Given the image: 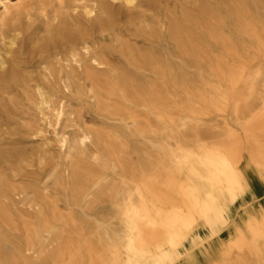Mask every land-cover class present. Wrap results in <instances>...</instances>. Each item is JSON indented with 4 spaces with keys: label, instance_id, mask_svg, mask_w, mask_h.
<instances>
[{
    "label": "bare ground",
    "instance_id": "6f19581e",
    "mask_svg": "<svg viewBox=\"0 0 264 264\" xmlns=\"http://www.w3.org/2000/svg\"><path fill=\"white\" fill-rule=\"evenodd\" d=\"M239 51L264 57V0H0V264H264Z\"/></svg>",
    "mask_w": 264,
    "mask_h": 264
},
{
    "label": "rangeland",
    "instance_id": "374dc122",
    "mask_svg": "<svg viewBox=\"0 0 264 264\" xmlns=\"http://www.w3.org/2000/svg\"><path fill=\"white\" fill-rule=\"evenodd\" d=\"M114 5L116 7H119L120 6V2H115ZM235 35H237L236 36L237 37L236 39H237V44L238 45L241 46L242 44L247 43L248 40H247L246 36L242 34V32H240V31L239 32H236ZM240 54H242L241 56L243 57L241 60L244 63H246V65L250 66L251 68L261 69V71H264V57H262L260 55H256V54H254V52L247 53V52H242L241 51ZM220 79H221V81H224V77L220 76ZM208 92H211V90H208V91L206 90L205 91V90H195V89H191L189 91V99H188L189 106L191 108L195 109V110L200 109L203 106L202 105V102L201 101H197V99L195 97L197 96V93H208ZM213 116H215V115L213 114L212 116L207 117L206 119L211 118ZM220 117L216 118L218 123H221L222 122V119L225 118L226 116L225 117L220 116ZM209 133H210V130H209L208 127H204L202 129V133L201 134H203V136L204 135L207 136V135H209ZM190 136H191V134H190ZM192 138H193V136H192ZM262 202L264 203V200ZM226 238H227V234H225V233L224 234H221L219 236V238H216L217 239V242H216L215 245L218 248H220L219 251L223 249V247H224L223 246V243H225V239ZM211 255H210L211 257H208L207 259L200 258L197 261L198 262L197 264H208V263L210 264L211 262H214L216 260V258L214 256L215 254H212L211 253ZM237 255L238 254L236 252L233 254V260H231L232 262L235 261L234 259H235V257ZM244 261L245 262H248L250 264H258V262H262V261H259L257 259H251V258H249L248 260H244Z\"/></svg>",
    "mask_w": 264,
    "mask_h": 264
},
{
    "label": "crops",
    "instance_id": "0c3cea01",
    "mask_svg": "<svg viewBox=\"0 0 264 264\" xmlns=\"http://www.w3.org/2000/svg\"><path fill=\"white\" fill-rule=\"evenodd\" d=\"M264 200V198H262L261 200H260V202H262Z\"/></svg>",
    "mask_w": 264,
    "mask_h": 264
}]
</instances>
